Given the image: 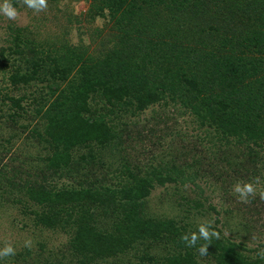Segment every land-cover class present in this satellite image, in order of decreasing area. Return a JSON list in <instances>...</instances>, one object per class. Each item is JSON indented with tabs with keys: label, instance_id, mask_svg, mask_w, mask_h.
Listing matches in <instances>:
<instances>
[{
	"label": "trees",
	"instance_id": "1",
	"mask_svg": "<svg viewBox=\"0 0 264 264\" xmlns=\"http://www.w3.org/2000/svg\"><path fill=\"white\" fill-rule=\"evenodd\" d=\"M82 1L104 23L98 52L28 26L0 48V209L43 251L39 235L62 237L3 264H264V188L235 191L264 184V0ZM204 182L224 195L221 227L189 246L198 227L150 196L204 215Z\"/></svg>",
	"mask_w": 264,
	"mask_h": 264
},
{
	"label": "rangeland",
	"instance_id": "2",
	"mask_svg": "<svg viewBox=\"0 0 264 264\" xmlns=\"http://www.w3.org/2000/svg\"><path fill=\"white\" fill-rule=\"evenodd\" d=\"M89 1L82 0H55L54 2L47 1V7L45 9L36 11L30 9L24 3H21L18 0V4L14 6L18 9L17 17L12 20L8 19L6 16L0 14V48L4 45H8L7 40L9 38V29L10 27H23L28 26L30 36L32 38H39V40L45 39V41L55 42L58 39V45L60 41L67 40L71 44L83 43L86 46H89V50L93 53L98 52L99 48L102 47L100 44L101 37L96 38V31L94 37L96 39L92 40L91 36L96 27H102L104 25L101 19H96L94 21L84 19ZM69 16V20L66 16ZM77 18H81V21L78 22ZM105 34L110 31L109 27H104L103 32ZM1 73V72H0ZM1 99V95H0ZM151 113H153V108L148 109L140 115V118L145 120ZM177 128L183 132H194L195 124L191 119L185 115H178L177 118ZM146 146L149 148H154L153 144L147 142ZM16 146L12 148V151L8 155H13L15 153ZM158 148L153 151L157 153ZM146 158V157H143ZM7 160L5 159L4 162ZM16 164V162L14 163ZM3 186L5 185L2 182ZM1 185V184H0ZM254 186L264 188V184H252ZM201 186L204 188V195L201 196V199L204 201L205 214L197 213L196 210H192L188 207H180L174 201L171 189H167L163 186L158 185L150 196V203L152 205L154 212H162L165 215L173 216L177 218L187 217L188 220H191L195 228L198 227L201 223L208 222V227L211 225L221 227V224H218L216 219L219 216V213L216 209L211 208L210 205L213 204L217 206L218 209L224 203V195L220 193L219 189H215L213 184L202 183ZM260 189V188H258ZM1 192V190H0ZM193 193V192H192ZM226 195H229L227 193ZM194 196V194H193ZM1 201L6 204V202L1 199ZM12 204H7L4 208L0 209V248H3L7 244L14 245L16 249H20L23 246H26V241H30V246L33 248L34 252L46 256L49 251H53L59 245L62 237L57 238L55 236H50L49 234H41L39 237L45 241L46 248L41 250L37 245V239H34L33 232L31 235L28 234V230H22V223L18 220L21 214H19L15 207L11 206ZM193 213L189 214V211ZM218 224V225H217ZM228 232V230H225ZM39 240V239H38ZM44 252V253H43Z\"/></svg>",
	"mask_w": 264,
	"mask_h": 264
},
{
	"label": "clouds",
	"instance_id": "3",
	"mask_svg": "<svg viewBox=\"0 0 264 264\" xmlns=\"http://www.w3.org/2000/svg\"><path fill=\"white\" fill-rule=\"evenodd\" d=\"M23 3L27 5L28 8L34 9L36 11L45 9L47 7V0H23ZM0 14L6 16L8 19L14 20L18 15V9L12 3V0H0ZM235 191L240 193L242 197L247 196V194L254 191L253 185L251 183L235 186ZM213 235H218V233H213ZM203 239L205 241L210 239L208 222L201 223L199 225L198 233L193 232L191 234V239L188 235H185L183 239L188 241L189 246L195 245L198 239ZM30 244V241H26V246ZM200 254L204 255L207 252V247L203 246L199 249ZM15 254V249L11 244L5 245L0 248V264H3V258L13 256ZM264 255V252L261 253Z\"/></svg>",
	"mask_w": 264,
	"mask_h": 264
}]
</instances>
